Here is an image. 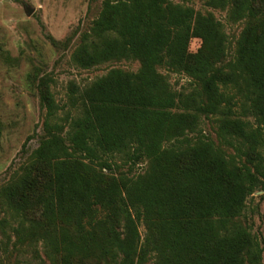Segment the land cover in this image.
I'll list each match as a JSON object with an SVG mask.
<instances>
[{"label": "trees", "instance_id": "1", "mask_svg": "<svg viewBox=\"0 0 264 264\" xmlns=\"http://www.w3.org/2000/svg\"><path fill=\"white\" fill-rule=\"evenodd\" d=\"M206 3L247 20L227 63L229 36L212 14L170 0L102 1L73 62L141 66L70 83L66 106L54 78L39 79L40 143L0 187L2 254L23 264H261L239 217L264 190V0ZM159 66L196 86L175 91ZM203 115L216 116V140ZM115 157L149 166L130 177L105 172Z\"/></svg>", "mask_w": 264, "mask_h": 264}, {"label": "rangeland", "instance_id": "2", "mask_svg": "<svg viewBox=\"0 0 264 264\" xmlns=\"http://www.w3.org/2000/svg\"><path fill=\"white\" fill-rule=\"evenodd\" d=\"M102 1L0 0V187L40 143L45 114L37 88L41 77L48 75L54 78L51 89L60 105L66 106L70 83L84 88L112 69L136 72L140 68L141 63L137 59L112 60L91 68H82L73 62L72 52L82 34L89 31L98 17ZM170 1L192 7L203 15L212 14L221 21L230 43L222 64L234 57L237 40L247 20L231 21L228 18L229 6L213 7L206 0ZM26 7L33 9L31 14L27 13ZM200 45L201 40L193 38L190 50L195 52ZM158 71L167 77L175 91L188 92L196 86L195 81L183 72L166 66H159ZM249 119L254 121L252 117ZM216 127V116L201 117V129L214 140ZM195 136L194 133L189 134L191 140ZM227 153L233 155L235 151L227 148ZM114 159L116 162L112 168L105 172L130 177L145 173L149 166L147 160L131 164L119 157ZM239 221L249 228L262 247L261 264H264V190L257 189L247 198ZM139 230L144 237L147 229L143 222ZM0 264L23 262L22 258L16 261L15 257L10 258L0 252ZM146 264H153V260Z\"/></svg>", "mask_w": 264, "mask_h": 264}, {"label": "water", "instance_id": "3", "mask_svg": "<svg viewBox=\"0 0 264 264\" xmlns=\"http://www.w3.org/2000/svg\"><path fill=\"white\" fill-rule=\"evenodd\" d=\"M26 11H27V13H28V14H31V13H32V11H33V9H32V8H30V7H26Z\"/></svg>", "mask_w": 264, "mask_h": 264}]
</instances>
